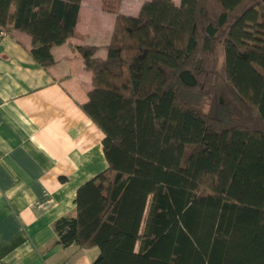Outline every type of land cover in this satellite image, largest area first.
Instances as JSON below:
<instances>
[{
	"label": "trees",
	"instance_id": "1",
	"mask_svg": "<svg viewBox=\"0 0 264 264\" xmlns=\"http://www.w3.org/2000/svg\"><path fill=\"white\" fill-rule=\"evenodd\" d=\"M82 0H0V32L31 37L47 68L76 37ZM121 0L80 105L108 167L78 187L57 243L91 264H264V0ZM1 36V35H0Z\"/></svg>",
	"mask_w": 264,
	"mask_h": 264
},
{
	"label": "crops",
	"instance_id": "2",
	"mask_svg": "<svg viewBox=\"0 0 264 264\" xmlns=\"http://www.w3.org/2000/svg\"><path fill=\"white\" fill-rule=\"evenodd\" d=\"M145 1L121 0L118 12L135 16ZM114 23L102 0H82L77 36L51 49L47 68L31 56L28 34L0 36V264H91L99 254L59 245L53 223L75 214L78 187L108 167L104 134L80 108L92 74L76 46L104 58Z\"/></svg>",
	"mask_w": 264,
	"mask_h": 264
},
{
	"label": "built area",
	"instance_id": "3",
	"mask_svg": "<svg viewBox=\"0 0 264 264\" xmlns=\"http://www.w3.org/2000/svg\"><path fill=\"white\" fill-rule=\"evenodd\" d=\"M4 33L3 32H0V35H3Z\"/></svg>",
	"mask_w": 264,
	"mask_h": 264
}]
</instances>
